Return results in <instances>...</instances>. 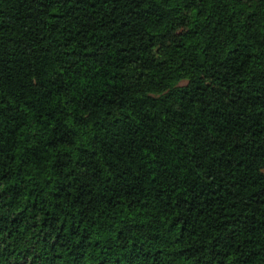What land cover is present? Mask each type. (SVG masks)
<instances>
[{
    "label": "trees",
    "instance_id": "obj_1",
    "mask_svg": "<svg viewBox=\"0 0 264 264\" xmlns=\"http://www.w3.org/2000/svg\"><path fill=\"white\" fill-rule=\"evenodd\" d=\"M0 264H264V0H0Z\"/></svg>",
    "mask_w": 264,
    "mask_h": 264
}]
</instances>
